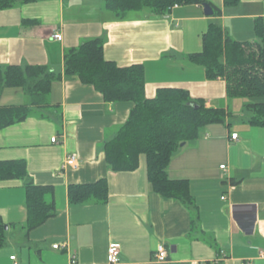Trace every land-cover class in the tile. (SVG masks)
I'll return each mask as SVG.
<instances>
[{"label":"crops","instance_id":"1","mask_svg":"<svg viewBox=\"0 0 264 264\" xmlns=\"http://www.w3.org/2000/svg\"><path fill=\"white\" fill-rule=\"evenodd\" d=\"M220 10L205 15L203 6H178L164 15L147 10L118 19L103 0H37L0 11V66H43L55 77L48 106L31 107L28 118L0 131V161H23L37 186L51 187L54 214L27 232L22 181H0V218L7 226L0 264H109L110 244L120 246L117 264H264V128L251 126L243 98H228L225 80H208L188 55L201 51L210 24L237 42L255 39V22L263 27L264 0H205ZM61 34V41L53 38ZM98 39L105 60L119 67L142 65L144 95L162 88L187 91L207 109H222V123L209 124L196 141L179 148L166 174L187 184L192 205L155 193L144 157L131 172H113L104 146L125 124L133 105L106 102L92 86L64 76V53ZM9 100L2 105H25ZM11 97L3 91L0 101ZM237 134L232 140L231 135ZM56 139L55 143L50 138ZM76 154L80 168L59 171L64 158ZM225 166L224 170L219 167ZM106 181L104 202L71 204L70 185ZM222 197L224 199L222 200ZM65 243L54 250V244ZM162 244L167 259L154 253ZM10 257H14L11 260Z\"/></svg>","mask_w":264,"mask_h":264},{"label":"trees","instance_id":"2","mask_svg":"<svg viewBox=\"0 0 264 264\" xmlns=\"http://www.w3.org/2000/svg\"><path fill=\"white\" fill-rule=\"evenodd\" d=\"M37 0H0V11L13 8L18 2ZM239 0H223L224 6H235ZM208 5L213 16L220 10L205 0H103V6L122 19L129 12L147 10L164 15L173 6ZM255 39L237 42L225 37L217 24H210L201 37V51L188 55L190 62L204 69L208 80H225L228 98H243L245 109L252 113L249 124L264 128V46L263 27L255 22ZM64 76L92 86L106 102H128L133 105L125 124L114 139L104 146L105 161L113 172H131L144 157L146 175L155 193L192 205L187 184L167 178L166 169L181 145L196 141L209 124L222 123V109H207L200 99H192L181 89L162 88L153 98L145 97V72L142 65L119 67L103 57L98 39L88 40L64 53ZM59 79L43 66H0V99L5 89H22L29 102L25 105H2L0 131L25 121L31 107L48 106L50 84ZM23 161H0V181L19 180L25 189L26 233L45 223L54 214L52 188L37 186L29 178ZM71 204H82L107 198L106 181L70 185L67 191ZM5 227L0 218V248L5 244Z\"/></svg>","mask_w":264,"mask_h":264},{"label":"built area","instance_id":"3","mask_svg":"<svg viewBox=\"0 0 264 264\" xmlns=\"http://www.w3.org/2000/svg\"><path fill=\"white\" fill-rule=\"evenodd\" d=\"M177 7L178 6L175 5L172 8H170L169 11H171L172 9L177 8ZM53 38L55 40L61 41L62 36H61V34H54ZM50 139H51L52 143H55V141H56L55 137L54 138H50ZM231 139L232 140H236L237 139V134H232L231 135ZM79 164H80V160H79L78 156L76 154H72L71 153V154L67 155L64 158V160H63V162H62V164H61V166L59 168V171L60 172L61 171H65V170L76 171V170H78L80 168ZM219 168L221 170H224L225 166H220ZM223 199H224V197H222V200ZM65 247H66L65 243L54 244L52 246V248L54 250L64 249ZM119 252H120V246L118 244H110V246L108 248V251H107V262L109 264H117V263H119ZM260 255L264 256V253L260 252ZM153 257L157 261H163V260L165 261L167 259V251H166L165 247L162 244L157 246ZM224 257H225V254L221 252L219 258L215 259L213 261V263H210V264H216L219 260H222ZM10 259L14 260L15 258L14 257H10ZM71 264H76V260L74 259V257L71 259ZM240 264H253V262H251V261H242Z\"/></svg>","mask_w":264,"mask_h":264},{"label":"rangeland","instance_id":"4","mask_svg":"<svg viewBox=\"0 0 264 264\" xmlns=\"http://www.w3.org/2000/svg\"><path fill=\"white\" fill-rule=\"evenodd\" d=\"M21 90L22 89H5V91L8 92V94H10L11 97H5L2 101H1V104L2 103H6L8 102V100L13 103V104H18V103H21L20 100H19V94L17 96L16 92H20L21 94Z\"/></svg>","mask_w":264,"mask_h":264},{"label":"water","instance_id":"5","mask_svg":"<svg viewBox=\"0 0 264 264\" xmlns=\"http://www.w3.org/2000/svg\"><path fill=\"white\" fill-rule=\"evenodd\" d=\"M203 12L205 15H212L213 12L211 11V8L208 5H203ZM183 146V145H181ZM5 230H7V227H5Z\"/></svg>","mask_w":264,"mask_h":264}]
</instances>
